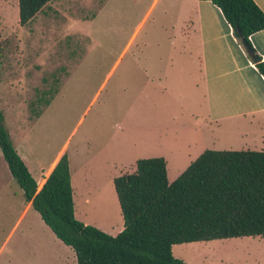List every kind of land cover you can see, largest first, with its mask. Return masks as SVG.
Masks as SVG:
<instances>
[{"label":"rangeland","instance_id":"rangeland-1","mask_svg":"<svg viewBox=\"0 0 264 264\" xmlns=\"http://www.w3.org/2000/svg\"><path fill=\"white\" fill-rule=\"evenodd\" d=\"M153 3L53 0L22 26L16 0H0V104L11 139L37 176L64 149L77 218L114 236L124 228L114 178L163 154L207 115L198 41L186 28L187 48L174 30L179 7L169 17L160 13L164 0ZM13 223L0 225V264H78L37 210L6 241ZM173 252L187 264H264V237L182 243Z\"/></svg>","mask_w":264,"mask_h":264},{"label":"trees","instance_id":"trees-1","mask_svg":"<svg viewBox=\"0 0 264 264\" xmlns=\"http://www.w3.org/2000/svg\"><path fill=\"white\" fill-rule=\"evenodd\" d=\"M51 1L19 0L20 23L32 22ZM210 1L256 52L250 37L264 29L257 2ZM256 65L264 75V60ZM0 145L26 198L74 249L78 264H187L174 255V245L264 236V150L206 149L173 182L164 157L138 159L134 172L114 179L124 218L123 230L114 236L77 218L65 151L39 186L11 139L1 104Z\"/></svg>","mask_w":264,"mask_h":264},{"label":"crops","instance_id":"crops-1","mask_svg":"<svg viewBox=\"0 0 264 264\" xmlns=\"http://www.w3.org/2000/svg\"><path fill=\"white\" fill-rule=\"evenodd\" d=\"M159 1L154 0L152 6ZM255 1L264 11V0ZM16 4L19 5V0H16ZM174 7H179L182 18L180 23L173 26L174 30L181 34L187 48L194 49V45L187 44L191 34L198 41L201 79L197 86L200 85L205 94L207 115L198 126L194 124L184 128L182 137L169 139L166 151L159 155L166 159L170 182L177 179L206 149L264 150V75L260 73L257 62L235 34L220 7L212 1L164 0L160 13L171 17ZM188 27H191V34L185 32ZM250 41L258 56L264 60V29L251 35ZM203 127L209 130L207 134L203 133ZM221 129L238 132L239 137L210 139L211 133ZM64 151H59L47 169H39V176L26 163L39 186ZM68 157L75 196L71 157ZM32 209L35 208L15 179L0 145V225L14 221L6 241L12 238ZM28 230L29 226L26 225V236Z\"/></svg>","mask_w":264,"mask_h":264},{"label":"water","instance_id":"water-1","mask_svg":"<svg viewBox=\"0 0 264 264\" xmlns=\"http://www.w3.org/2000/svg\"><path fill=\"white\" fill-rule=\"evenodd\" d=\"M248 50H249L252 58L254 59V61H256V62L260 61V56H258V54L252 49V47L250 45L248 46Z\"/></svg>","mask_w":264,"mask_h":264}]
</instances>
